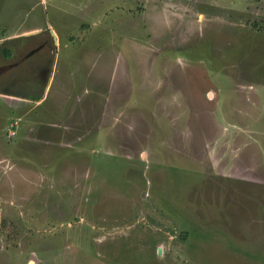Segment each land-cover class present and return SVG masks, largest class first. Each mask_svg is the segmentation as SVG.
<instances>
[{
  "label": "rangeland",
  "instance_id": "1",
  "mask_svg": "<svg viewBox=\"0 0 264 264\" xmlns=\"http://www.w3.org/2000/svg\"><path fill=\"white\" fill-rule=\"evenodd\" d=\"M52 29L44 100L0 89V264H264V0H0V67Z\"/></svg>",
  "mask_w": 264,
  "mask_h": 264
},
{
  "label": "flooded vegetation",
  "instance_id": "2",
  "mask_svg": "<svg viewBox=\"0 0 264 264\" xmlns=\"http://www.w3.org/2000/svg\"><path fill=\"white\" fill-rule=\"evenodd\" d=\"M33 39L38 40L37 38H33ZM29 42H32V40H29ZM44 43H46V41ZM40 47L38 49L31 51L30 53L26 54L24 61L26 59H29L30 56L36 54L37 51L40 49ZM13 55H15V57H16L15 53H13ZM24 61L17 63V64H14V65H7V66L3 65L0 67V89L2 90V92H4L3 94L1 93L2 95L10 94L11 96H20L19 94H22V93L18 92L19 90L16 91V88H18L19 82L20 83L24 82L27 75H28L30 81H32V79L37 80V81L41 82V84H43V85H45L47 83V81L49 79V74H50L51 68H48L46 65L42 66L41 64H39L37 66H33L32 68H30V70L28 69V71L30 72L28 74H27V69H24L26 71V74L23 73V70H18L19 72H16V70H14V68L17 69L20 66H23V64H21V63H24ZM9 62H11V61H9ZM8 68H10V70H8ZM9 74H11L13 77L11 76L12 77L11 78ZM7 75H8V79H5L4 81L1 80L2 78H4ZM18 79H21V80L18 81ZM24 83L26 84V80ZM30 87L31 88L34 87V84L32 83V86H30Z\"/></svg>",
  "mask_w": 264,
  "mask_h": 264
},
{
  "label": "crops",
  "instance_id": "3",
  "mask_svg": "<svg viewBox=\"0 0 264 264\" xmlns=\"http://www.w3.org/2000/svg\"><path fill=\"white\" fill-rule=\"evenodd\" d=\"M51 40H52V42H53V44L51 45L52 46V48L50 49L49 47H48V44H46V43H48L47 42V39L46 40H44V38H40V36H37L38 37V39H40V41L39 42H42V43H40V49L37 51V53L36 54H34V55H32L33 57H35V61H37V62H34L32 65H34L35 63H36V65H39V64H41L42 66H44V65H46L48 68H51V71H50V74H49V79H48V81H47V83L43 86V91H45V93H43V95H42V97L38 100V101H36L37 103H40V102H42L43 100H44V98L46 97V95H47V93L49 92L48 91V89H49V86H50V83H51V80H52V74H54L53 72H54V68H55V59H54V57H53V54H52V52H53V48H54V44H56L55 45V47L57 48L59 45H60V37L57 35V33L52 29L51 30ZM53 34L55 35V37L53 36ZM50 36V35H49ZM49 40V39H48ZM44 41H46V43H44ZM46 49V50H45ZM58 49V48H57ZM46 52L45 54L43 53V52ZM31 57V56H30ZM55 58H57L56 56H55ZM44 62V63H43ZM24 66V65H23ZM54 66V67H53ZM29 68H32L31 66H29V67H27V68H25V66L23 67V69H27V74L28 73H30L29 71H28V69ZM23 73H25L26 74V71H24ZM10 75V77L12 76L11 74H9ZM13 77V76H12ZM11 77V78H12ZM2 79H8V75L7 76H5L4 78H2ZM29 79V77H28V75H27V77L25 78V80L26 81H29L28 80ZM3 80V81H4ZM28 89H30L31 87L30 86H28L27 87ZM5 96L7 97V96H9L10 97V99H15V100H19V99H22L21 97H19V96H11L10 94H5ZM8 97V98H9ZM26 101H28V100H26L25 99V102Z\"/></svg>",
  "mask_w": 264,
  "mask_h": 264
},
{
  "label": "water",
  "instance_id": "4",
  "mask_svg": "<svg viewBox=\"0 0 264 264\" xmlns=\"http://www.w3.org/2000/svg\"><path fill=\"white\" fill-rule=\"evenodd\" d=\"M38 34V32L37 33H31V34H29V35H27V36H33V35H37ZM53 36L55 37V35L53 34ZM3 42L1 41L0 42V44H2ZM159 254H162V251H161V249L159 250ZM32 263H34L33 261H31L30 262V264H32Z\"/></svg>",
  "mask_w": 264,
  "mask_h": 264
},
{
  "label": "trees",
  "instance_id": "5",
  "mask_svg": "<svg viewBox=\"0 0 264 264\" xmlns=\"http://www.w3.org/2000/svg\"><path fill=\"white\" fill-rule=\"evenodd\" d=\"M2 55L4 56H6L7 58L9 57L8 56V51H7V49H4L3 51H2Z\"/></svg>",
  "mask_w": 264,
  "mask_h": 264
},
{
  "label": "built area",
  "instance_id": "6",
  "mask_svg": "<svg viewBox=\"0 0 264 264\" xmlns=\"http://www.w3.org/2000/svg\"><path fill=\"white\" fill-rule=\"evenodd\" d=\"M16 124H17V123H16ZM16 124H15V125H16ZM15 125H14V126H15ZM14 126H12V127H14Z\"/></svg>",
  "mask_w": 264,
  "mask_h": 264
}]
</instances>
